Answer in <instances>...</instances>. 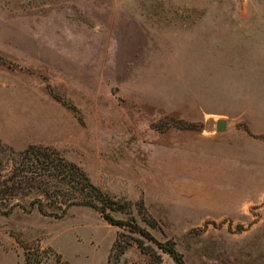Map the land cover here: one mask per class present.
I'll return each mask as SVG.
<instances>
[{"label": "rangeland", "instance_id": "374dc122", "mask_svg": "<svg viewBox=\"0 0 264 264\" xmlns=\"http://www.w3.org/2000/svg\"><path fill=\"white\" fill-rule=\"evenodd\" d=\"M30 145L131 201L184 264H264V0H0V264H109L121 232L150 254L117 264H177L91 207L44 215L32 183L5 187Z\"/></svg>", "mask_w": 264, "mask_h": 264}, {"label": "trees", "instance_id": "16d2710c", "mask_svg": "<svg viewBox=\"0 0 264 264\" xmlns=\"http://www.w3.org/2000/svg\"><path fill=\"white\" fill-rule=\"evenodd\" d=\"M18 156L23 161L19 166L27 167L26 173H18L15 177L21 176L20 179L14 180L12 177L11 184L10 180H7L3 182V185L8 186L10 190L19 188L23 182L25 184L32 183L38 193L47 197L49 201L51 200L49 206L53 208V211H49L40 198L39 202L33 203V205L38 204V210L42 214L62 217L75 205L91 207L110 224L151 240L161 251L172 256L177 264H184L183 256L178 252L175 242H162L156 239L146 227L140 225L135 216L131 215L134 206L131 201L114 196L95 185L87 173L76 163L69 161L57 151L35 145L28 146ZM1 186L0 184V195L2 193ZM1 203L2 201H0V212L3 213H10L12 207L16 205L12 204L9 208H3ZM118 213L130 216L128 219L118 218L116 216ZM142 220L150 227H154L152 221L146 218ZM130 235L125 232L117 235L109 254V264H117L134 243H137L142 251L150 254L149 246L145 240H141L139 237L133 238ZM25 260L27 264H41L43 258L39 253L27 250Z\"/></svg>", "mask_w": 264, "mask_h": 264}, {"label": "water", "instance_id": "95a60500", "mask_svg": "<svg viewBox=\"0 0 264 264\" xmlns=\"http://www.w3.org/2000/svg\"><path fill=\"white\" fill-rule=\"evenodd\" d=\"M219 130H224V128H225V121L224 120H220L219 121Z\"/></svg>", "mask_w": 264, "mask_h": 264}]
</instances>
